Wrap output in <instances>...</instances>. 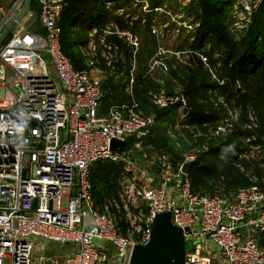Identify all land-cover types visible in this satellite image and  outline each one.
Masks as SVG:
<instances>
[{
    "label": "built area",
    "instance_id": "2783aa9c",
    "mask_svg": "<svg viewBox=\"0 0 264 264\" xmlns=\"http://www.w3.org/2000/svg\"><path fill=\"white\" fill-rule=\"evenodd\" d=\"M26 1L0 0V36ZM102 1L107 10H114L113 2ZM130 1L142 4L146 13L162 11L152 10L148 0ZM231 1L233 26L248 31L264 0ZM191 2L183 5L188 8ZM32 4L0 46V264H130L134 248L149 242L155 218L165 213L183 231L186 244L196 247L184 264H207L211 253L222 264H264V248L257 240L264 233V191L257 184L229 195L195 193L183 167L193 163L204 146L177 166L168 154L149 157L142 144L154 118L134 99L133 69L125 87L131 100L104 111L97 43L104 47V63L114 72L113 57L120 52L107 38L127 37L138 50L137 38L109 23L90 30L87 45L77 50L86 69L77 70L61 45L65 0ZM115 12L122 16L125 9ZM133 17L130 25L138 20ZM179 24L187 27L186 22ZM196 26L188 27L194 31ZM155 28L151 26L154 35ZM156 53L167 57L168 51L158 47ZM201 58L219 81L209 59ZM148 97L158 109H187L182 94L160 91L149 92ZM218 103L224 105V99L218 98ZM225 110L227 117L218 122L214 137L230 134L229 109ZM112 141L125 142V151H112ZM99 161L131 167L122 177L117 199L101 205L90 181V170ZM251 181L257 183L253 176ZM49 244L74 250L69 256L51 258L45 254Z\"/></svg>",
    "mask_w": 264,
    "mask_h": 264
},
{
    "label": "trees",
    "instance_id": "16d2710c",
    "mask_svg": "<svg viewBox=\"0 0 264 264\" xmlns=\"http://www.w3.org/2000/svg\"><path fill=\"white\" fill-rule=\"evenodd\" d=\"M108 1L113 2V8L117 9L126 0ZM65 2L66 6L60 20L62 50L77 70H83L86 69L84 61L75 49L87 43V33L94 28H102L112 21L121 25L122 21L117 17L113 18V13L106 9V5L102 0H65ZM150 2L152 10L162 5L161 0H150ZM231 6V0H192L188 6V11L193 9L199 20V26L193 32L194 40L189 46V50L198 51L210 45L211 49L206 51L207 58H210L213 68L217 64L220 66L219 71L216 68L212 69L218 74L217 76H219L220 80L224 79L225 84L220 87L202 63L198 66L199 69L195 71L185 68H177L172 72L170 70V74L180 82L183 88L181 94L187 100V109L184 112L181 125L203 129L205 125H212L222 121L226 117L225 109L216 105L215 101L212 100L213 96L219 92L224 96L227 95L230 84L232 85L239 81L245 89H241V91L237 89L231 90L229 100L236 98L238 105L243 104L246 106L250 104L248 106H251L257 113L260 127L255 133L256 137H254L250 130L236 126L225 140L213 141L207 150L197 155L188 174V179L195 193H201L199 191L205 189L212 190L209 194L214 195L219 191L220 186L224 185V190L229 194L236 191V189L232 190L235 185H241L242 187L240 188H246L253 184H257L264 191L262 177L259 176L257 183H254L251 181V176H249L247 170L243 172L245 175L241 174V170L236 168L239 158L245 153L242 140L249 139L252 136L255 138L252 145L259 146L258 144L261 143L264 149V3L254 15V21L250 29L238 40L230 34L228 29ZM34 7L35 4H32V8ZM155 15L154 12L149 13L143 25L147 30H150L154 24ZM137 25L141 26L136 22L134 28ZM149 36L146 38V45L135 56L136 61L139 59V65L142 68L137 80H141L143 87L140 86L142 87L140 89L135 84L134 99L147 115L154 118L143 143L154 149H164L165 154L175 159L176 162H174L177 166L182 159L176 157L177 154L174 152L175 145L171 142L168 135L167 123L169 121L173 123L177 121L175 117H177L178 107L158 109L150 102L148 97L150 91L159 92L162 88L159 84L153 82L151 78L145 77L146 67H143L141 59H145L147 55L153 54L157 49V39L152 35ZM112 39H114L120 50L124 52L125 64L131 65L132 60H135L132 49L122 44L119 38L113 37ZM215 54L219 55V57L216 60H212ZM119 64H117V67L120 66ZM130 71L131 67L129 66L126 69L128 78L130 77ZM109 80L111 82V91H114L117 88V86L113 85L115 78L111 77ZM105 100L111 102L107 103V107L104 106V111L112 105L128 103L131 98L127 96L125 101H118L116 96L111 95V93H108V95L105 93L104 104L106 103ZM242 120L245 121L244 115ZM184 128L183 130H185ZM121 170L122 165L107 161H99L92 166L90 181L94 198L97 202L100 204L104 202L106 199L104 195L107 197L111 196V192L115 188L109 185L107 186V191L101 193L99 190L95 191V188L103 185L104 181L106 179L109 180L108 178L111 176L113 185H115L114 182L118 179V174H120ZM211 181H213L212 185L209 184ZM213 190L216 191L213 192ZM113 196L117 198L116 194H113Z\"/></svg>",
    "mask_w": 264,
    "mask_h": 264
},
{
    "label": "rangeland",
    "instance_id": "374dc122",
    "mask_svg": "<svg viewBox=\"0 0 264 264\" xmlns=\"http://www.w3.org/2000/svg\"><path fill=\"white\" fill-rule=\"evenodd\" d=\"M185 1L186 0H161L162 5L159 8H162V11L155 13L156 15L154 16L155 20H154L153 25L156 27L155 28L156 35L152 33L153 31L152 29L147 30L143 26L144 25L143 20L146 21V19L149 16V13H146L144 11L142 4H135L134 1L126 0L125 2L122 3V6L120 7V8L125 9L124 15L121 16V15H118L116 12L114 13V11H111L114 15L113 18L117 17L121 19L122 24L120 25L118 22L112 21V22H109V25L111 24H114L113 26L117 25L121 31H124L129 35H133L134 36L133 40L137 38V40L139 41V47L137 50L131 44V42L128 41L127 37H122L121 39L119 38L122 44L132 49L133 55L135 52H137L136 56L140 53L141 49L146 45L145 44L146 38L150 37L149 35H152L157 39L156 48L162 47L166 51H168V53L166 54L167 57L157 56V53H156L157 49H156L153 54H149L147 55L145 59H141L143 67H146L145 77L151 78L153 82H155L156 84H159V86L162 87L161 91H163L167 95H178V94H181L183 91V88L180 82L176 78H174L173 75L170 74V70L172 72L173 70L175 71L177 68L178 69L185 68L187 70H194V71L199 69L198 66H200L201 63L203 64V60L201 57H207L206 51L211 49V46L207 45L206 48L205 49L203 48L202 50H198V51L189 50L190 49L189 46L193 43V40H194L193 38L194 31L189 30L188 26L189 25H191L192 27H194V25L199 26V20L197 19L196 14L194 13L193 9L192 11H188L189 9L183 5ZM148 2L151 6L150 0H148ZM128 15H131V16L128 17ZM133 16L138 18L136 22H138L139 25L141 26L137 25V27L134 28L135 23H136L134 21H133L134 23L132 22L133 25H130L131 19L134 18ZM253 21H254V17L252 18L250 22L249 29L252 26ZM183 22H186L187 27L180 26L179 23H183ZM198 26H196V28ZM33 27L36 31H40V27L38 23H36L35 21H33ZM111 29H113V27H111ZM228 29H229L230 34L234 36L235 38H237V36L240 37L247 32V31L244 32L245 30L242 32L238 28H235L233 26V21L231 20V18H229ZM113 37H116V36L108 37L107 42L115 43L114 39H112ZM87 42H88V33H87ZM85 45H87V43ZM85 45H80V46H85ZM115 45L117 44L115 43ZM117 47L119 48L118 45ZM75 50L77 51L78 47ZM103 51H104V47L97 43V56H98L97 67L99 70H101L104 73V75L101 77L102 79L101 85L103 89L105 90V93H107V95L108 93H111V95L117 97L118 101H125L127 99V96H129L125 91L126 84L130 79L126 76V69H128L129 66L131 67V70L133 69L134 87L136 86L135 84H137L138 88L140 86L143 87V85H141V80H137V77L141 72L140 69H142L140 67L141 65H139V59L138 61H136V58L135 60H132L131 65L125 64L126 60H125L124 52L120 50L119 48L120 55L118 56L117 54V57L115 55L113 57V60L115 61L114 65L116 66L113 72L107 68L106 64L104 63L103 58L101 57ZM117 53H118V50H117ZM42 55L44 57V52L42 53ZM218 57L219 55L215 54L212 60H216L218 59ZM45 60L48 61L46 58ZM156 61L157 63H163L167 67V70L163 69V67L160 64L155 65ZM167 62L169 63V65ZM208 63L210 65V68H213L210 60ZM117 64H119L120 66L117 67ZM219 67L220 66L217 64L215 65L213 69L216 68L218 70ZM204 68L206 69L205 66ZM17 69L24 70V66H18ZM213 73L216 76V79L219 80V81L214 80L216 83L219 84L223 82L225 84L224 79L220 80L218 78L219 76H217L218 74H216L215 70H213ZM111 77L115 78L113 85L117 86V88H115L114 91H111L112 89L110 88L111 82L109 79ZM224 84L221 83L219 85L220 87L221 86L223 87ZM142 87H140V89ZM243 87H244L243 84L239 81L235 82V84H232V85L230 84L229 93L227 92V95L224 96L220 92L215 93L212 100L215 101L216 105H219L223 108L226 107L227 109H229V121L231 125L229 127L230 133L234 130L236 126L238 127L241 126L242 129L250 130V132L254 134L253 136L256 137L255 133L260 127V120L257 116L256 111L252 109L251 106H248L250 104H247L246 106H244L243 104L238 105L236 98L234 99L232 98L231 100H229L230 99L229 95H230L231 90L237 89L238 91H241V89H245ZM150 92H156V91H150ZM218 98L224 99V105L218 103ZM105 102H106L105 104L103 103V108L104 106L106 107L108 106L107 103L109 102V100L107 101L105 100ZM225 112H226V117H227V114H228L227 110H225ZM183 113H184L183 111L177 110V117H175L177 121H175V123H173L172 121H169V123H167L168 131L171 132L170 134L168 133V135L171 139V142L175 145L174 152L177 154L176 157H180L182 159L181 162L178 163V165H180L186 159L187 156H190L191 155L190 153L192 151H198L199 148L203 146L205 147V150H207L208 147L211 146L213 141H217V140L223 141L227 137V136L214 137L215 127L218 125V123H215L212 125H205L203 129L194 127V128L186 130V128H184L185 126L181 125V121L184 118ZM243 115L245 117V121L242 120ZM183 128L185 130H183ZM195 135H196V138H195ZM254 137L251 136L249 137V139L246 138L245 140H242L245 153L243 154V156L239 158L236 168L240 170L239 168V165H240L241 167L244 168V171L246 170L248 171L249 176H253L256 179H259V176H260L262 177V180L264 181V149L261 143L258 144L260 147L257 145H252V142L255 140ZM256 141H257V138H256ZM129 149L133 151L131 147H129ZM142 149H144V152H146L149 157L153 155H159L161 153L165 154L164 149H161V148L154 149L153 147L149 145L146 146L144 143L142 144ZM172 160L175 161L173 157H172ZM141 161H144V163L146 162L145 160H141ZM119 165H122V170L120 171V174H118V179L114 182L115 185H113L112 176H111L110 178H108L109 180L106 179L104 181L105 185L104 184L99 185L98 188H95V191L99 190L100 193L106 192L108 189L107 186L109 185L115 188V189L113 188L114 191L111 192L112 194V195L110 194L111 196L107 197L106 195H104L106 197L105 199L106 201L104 200L106 204L109 202L112 203L114 200L117 199L113 196V194H116V196H118V193L120 191V184H121L122 177L127 171L131 170V167L129 166V164L120 163ZM244 171H240L241 174ZM212 183L213 181L209 182L210 185H212ZM240 187L242 186L235 185L232 190L234 189L238 190L237 188L240 189ZM211 191L201 189L199 192H201V194H209ZM215 191L216 190H213V192ZM229 194L228 192L224 190V185H222L220 186L219 191H217L214 195H229ZM98 204L100 203L98 202ZM101 204H104V202H102ZM112 211L113 213L117 215H123V213H119L116 209L111 210V212ZM121 222H120V226L121 224H124V217L121 220ZM121 227H123V225ZM257 240H258V243L261 245V247L264 248V235L262 236L259 235ZM101 244L103 246V243H99V245ZM187 245H192V243L188 242ZM73 250H74V247H71V246H63L59 244H49V246L47 247V250H45V254L51 258H60L64 255L69 256ZM207 264H222V263L217 254L211 253Z\"/></svg>",
    "mask_w": 264,
    "mask_h": 264
},
{
    "label": "water",
    "instance_id": "95a60500",
    "mask_svg": "<svg viewBox=\"0 0 264 264\" xmlns=\"http://www.w3.org/2000/svg\"><path fill=\"white\" fill-rule=\"evenodd\" d=\"M33 0H27L24 9L0 36V46L10 33L30 11ZM11 114V111H9ZM13 118H20L14 115ZM31 126H35L30 123ZM126 143L112 141L111 149L115 152L125 151ZM192 163L185 164L183 172L189 174ZM196 247L187 245L183 231L171 222V214L165 213L155 218L150 240L146 245L134 248L130 264H184L186 256L195 254Z\"/></svg>",
    "mask_w": 264,
    "mask_h": 264
},
{
    "label": "crops",
    "instance_id": "0c3cea01",
    "mask_svg": "<svg viewBox=\"0 0 264 264\" xmlns=\"http://www.w3.org/2000/svg\"><path fill=\"white\" fill-rule=\"evenodd\" d=\"M113 11H115V8H114V10Z\"/></svg>",
    "mask_w": 264,
    "mask_h": 264
}]
</instances>
